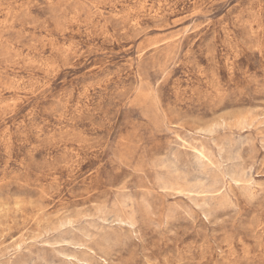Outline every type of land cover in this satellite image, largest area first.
I'll use <instances>...</instances> for the list:
<instances>
[{"label": "rangeland", "instance_id": "1", "mask_svg": "<svg viewBox=\"0 0 264 264\" xmlns=\"http://www.w3.org/2000/svg\"><path fill=\"white\" fill-rule=\"evenodd\" d=\"M0 264H264V0H0Z\"/></svg>", "mask_w": 264, "mask_h": 264}]
</instances>
